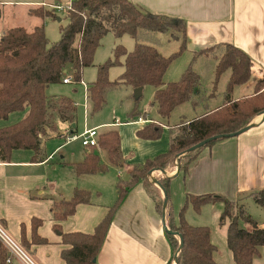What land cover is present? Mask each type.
<instances>
[{
	"label": "trees",
	"instance_id": "1",
	"mask_svg": "<svg viewBox=\"0 0 264 264\" xmlns=\"http://www.w3.org/2000/svg\"><path fill=\"white\" fill-rule=\"evenodd\" d=\"M53 12L54 10L49 13L54 15ZM30 15L44 17L50 14H42L37 8L30 10ZM67 18L69 24L61 32V41L53 45L49 43L43 26L33 30L12 27L0 36V122L9 121L14 114L22 115L19 121L0 128V162L8 161L11 154L18 150L39 153L47 130L54 127L55 116L65 122L75 121L76 108L73 102L65 98L53 99L47 95V90L53 84L63 83L69 73L78 82L83 70L93 65L96 49L107 34H113L117 38L131 36L135 40V49L127 52L121 46L115 48V61L124 58V72L119 80H109L108 69L111 64L99 67L97 80L87 89L94 113L105 106L107 92L118 85H128L133 89L153 87V105L156 106L160 118L167 121L179 107L191 102L195 104L201 84L198 72L188 68L179 82L167 83L164 79L174 58L186 50L184 21L144 12L129 0H75L67 11ZM154 33H169L172 40L180 42V50L171 57L164 56L157 47L145 41L148 35ZM200 57H206L215 63V84H218L224 73L230 72L228 92L235 86L248 83L252 78L251 58L231 44H219L200 51L194 55V62ZM262 85L264 76L257 80L254 95L238 101L226 96L221 105L206 109L193 119H183L179 124L170 127L169 151L144 165L132 168L131 178L133 181L143 180L145 189L155 198L160 213L164 198L160 189L147 180L150 172L171 169L180 153L207 138L237 133L250 125L264 111ZM55 101L66 110L54 113L57 108ZM135 117L138 119L141 116L134 115ZM179 126L183 127L178 130ZM162 132L163 124L153 121L138 134L142 138L157 140ZM98 142L100 148L106 152L107 164L101 162L97 149L91 147L84 162L72 166L76 176L105 173L110 166L118 169L124 166L120 134L117 130H109L99 135ZM215 142L217 141L184 155L181 158V173L187 174L190 164L201 151ZM159 181L168 194V227L179 233L184 240L177 264H219L214 260L217 249L211 241L210 228L195 227L185 219L187 207L192 206L196 213H200L204 206L217 202L224 203L220 224H228L227 244L235 264L254 263L255 258L260 255V249L264 247V228L248 213L245 201L250 199L264 209V189L236 201L215 194H188L181 211L180 223L176 225L172 220L169 179L161 178ZM118 188L120 195L116 207L123 202L128 191L126 184L121 181ZM89 201L90 192L77 189L71 199L55 202L52 207L53 214L58 220L65 219L74 214L80 203ZM111 222V217L104 219L92 235L62 234L63 244L70 246L62 252L66 264H98L96 258ZM33 224L37 229L41 222L34 220ZM242 224L250 228H244ZM33 233L34 244L47 243L36 231ZM167 237L174 261L180 238L171 234H167ZM7 258V250L0 242V264H9Z\"/></svg>",
	"mask_w": 264,
	"mask_h": 264
},
{
	"label": "crops",
	"instance_id": "2",
	"mask_svg": "<svg viewBox=\"0 0 264 264\" xmlns=\"http://www.w3.org/2000/svg\"><path fill=\"white\" fill-rule=\"evenodd\" d=\"M129 1L144 12L184 21L186 52L195 55L219 44H231L251 58V80L228 92L229 72L225 91L211 92L206 99L212 102V107L207 106L206 109L221 105L226 96L238 101L256 93L257 80L264 76V0ZM34 27L42 25L39 23ZM4 32H0V36ZM194 117L191 115L188 120ZM21 118L22 115H18L15 120ZM153 121L156 120L139 117L126 123L116 120L114 124L107 125L120 134L124 166L121 169L110 166L105 173L74 174L72 166L84 162L89 152L86 147L85 154L67 163L68 172L60 167L65 162H54L55 154L65 145L72 144L67 141V136L76 134L74 122H69L70 133L60 134V144L54 142L48 146L51 139L47 138L42 140L39 153L31 150L14 151L8 161L0 162V224L39 264H66L62 252L70 246L63 244L62 234L92 235L104 219L111 217L110 228L96 258L98 264H176L175 260L172 261V248L155 198L147 192L143 180L133 181L131 178L133 167L144 165L170 149L171 128L167 125L163 124L162 136L157 140L139 136V131ZM251 124L254 127L245 133L219 140L203 149L190 164L187 174L178 171L176 163L165 172L154 170L153 175L157 180L169 179L172 220L176 225L180 223L188 194H215L236 201L264 189L263 116H256ZM4 126L0 125V128ZM96 149L101 162L107 164L106 152L100 146ZM111 169L113 172L109 174ZM147 180L153 183L149 175ZM120 181L126 184L128 191L123 202L116 207ZM77 189L90 192L89 203H80L74 214L62 220L56 219L52 210L55 202L71 199ZM248 201H245L246 208H249ZM205 207L213 208L211 220L215 227L220 221L224 203ZM191 209L192 206H189L185 210L188 223ZM254 219L264 228V224ZM34 220L41 222L37 229ZM166 222L168 225L167 217ZM242 226L250 228L245 224ZM33 231L47 243L34 244ZM213 234L211 241L220 247L221 252L220 255L217 247L214 260L219 264H235L227 244V233L224 234V244ZM262 257L264 247L260 249L258 258ZM258 258L253 264H261ZM17 263L21 264L19 260L13 259L11 264Z\"/></svg>",
	"mask_w": 264,
	"mask_h": 264
},
{
	"label": "rangeland",
	"instance_id": "3",
	"mask_svg": "<svg viewBox=\"0 0 264 264\" xmlns=\"http://www.w3.org/2000/svg\"><path fill=\"white\" fill-rule=\"evenodd\" d=\"M70 4V0H0V32L6 31L9 27H24L27 30H33L35 28L34 25L40 23V25L44 27L49 43L51 45L59 43L61 41L62 30L69 24L67 18L68 10L54 11V15L49 12L53 10L51 6L69 8ZM37 8L41 10L42 14L50 15L44 17L30 15V10ZM145 41L157 47L166 57H171L174 53L178 52L181 47L180 42L172 40L169 33H154L148 35ZM117 46H121L127 52H131L135 49V40L129 35L117 38L113 34H107L102 39L100 46L96 49L93 65L83 70L81 79L78 82L75 79L76 77L72 73H69L66 77L72 79L71 83L53 84L47 90V95L49 97L53 99H69L75 105L76 114L74 123L76 125V136H81L91 129H97L98 134L101 135L107 130L113 129L111 127L109 128L107 125L114 124L116 120L126 123L137 119V117L134 118V115L153 119L169 127H174L179 124L181 120L189 119L188 117L191 115L194 117L205 112L204 110H206L207 106L211 108L212 102L207 100L206 97L213 91L224 92L227 86L229 72L224 73L218 84H215L213 69L215 63L206 57L199 58L194 62V55L190 52L183 51L179 57L174 58L164 79L167 83L179 82L188 68L198 72L201 76V84L195 104L193 102L187 103L182 108L176 109L171 118L167 121L160 118L156 106L153 105V87H145L142 97L136 100L134 98L135 89L128 85H118L107 92L105 106L100 111L94 113L92 111V103L87 98V86L97 80L99 67L108 63L111 64L108 69L109 80L116 81L121 78L124 72V58H120L118 62L115 61L114 50ZM262 86L264 87V85ZM56 102L58 101L54 102L57 106L54 113L59 110H61V112L66 110L64 106H60ZM18 115L19 114L12 115L9 121H1L0 125L3 126L15 123L17 121L15 119ZM54 122V131L50 132L47 130V134L44 138L51 139L48 141V146L52 145L54 142L60 144V134L71 132V124L69 122L62 121L58 116L54 117ZM182 127L179 126L177 129L180 130ZM82 141L83 139L75 140L72 144L62 147L61 150L55 154L54 162L59 164L60 162H65V164H63L64 166L60 164V167L65 170L64 172L69 171V169H67V163L76 161L82 154H85V150L87 149L83 147ZM175 163V165H177V158ZM114 170L116 171V169ZM112 172L113 169L110 170L109 174ZM151 179H156L153 174ZM247 204V207H249L247 208V210H249L248 213L252 215L253 218H256L260 224H264V209L250 199ZM212 210L213 208L205 207L201 209L200 213H196L192 208L189 224L195 227H209L211 234L214 233L213 235L216 236L218 241L221 240L224 244L228 224L221 225L219 221L214 227V223L211 220ZM217 247L221 255L220 247L217 245L216 249ZM258 259L261 261V264H264V257Z\"/></svg>",
	"mask_w": 264,
	"mask_h": 264
},
{
	"label": "built area",
	"instance_id": "4",
	"mask_svg": "<svg viewBox=\"0 0 264 264\" xmlns=\"http://www.w3.org/2000/svg\"><path fill=\"white\" fill-rule=\"evenodd\" d=\"M75 0H70L71 4L69 8H61L60 6H51L54 11H64L70 10L72 7V3ZM72 82L70 77H66L63 80L64 84H69ZM140 121H142L140 119ZM78 139H83L82 145L86 148L99 147L98 142V131L97 129H91L86 131L81 136L76 135H68L67 141L73 142ZM0 242L6 248L8 253L7 263L11 264L13 259H17L21 262V264H39L16 240H14L10 234L5 230V228L0 224Z\"/></svg>",
	"mask_w": 264,
	"mask_h": 264
},
{
	"label": "water",
	"instance_id": "5",
	"mask_svg": "<svg viewBox=\"0 0 264 264\" xmlns=\"http://www.w3.org/2000/svg\"><path fill=\"white\" fill-rule=\"evenodd\" d=\"M65 73H67V71H65ZM143 92H144V88L143 87H140V88L135 89L134 90V98L136 100H139L142 97ZM260 115H262L263 118H264V111ZM252 127H254V124L248 125L247 127L241 129L237 133H233V134H221V135H216V136L207 138V139L201 141L200 143L196 144L195 146H193V147L187 149L186 151L180 153L177 156V168H178V171H180L181 158L184 155H186L187 153L196 151V150H198V149L206 146L207 144H209L211 142L218 141V140H222V139H227V138H230V137H235V136L241 135V134L245 133L246 131H248L249 129H251ZM153 172H154V170L150 172V174H149L150 177H152ZM163 172H165V170H163ZM153 184H155L157 187H159L162 190V193H163V196H164V202H163V207H162V223H163V228H164V230H165V232L167 234L175 235V236H177V237L180 238L179 248H178V250H177V252L175 253V256H174V260H175V262L177 264L178 263V254H179L180 250L184 246V240H183L182 236L179 233H176V232L171 231L169 229L168 225H167L166 216H167V207H168V194H167L166 189L160 183L159 180L154 179L153 180Z\"/></svg>",
	"mask_w": 264,
	"mask_h": 264
}]
</instances>
